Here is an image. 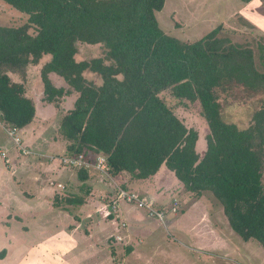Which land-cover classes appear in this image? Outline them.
<instances>
[{
	"label": "trees",
	"instance_id": "trees-1",
	"mask_svg": "<svg viewBox=\"0 0 264 264\" xmlns=\"http://www.w3.org/2000/svg\"><path fill=\"white\" fill-rule=\"evenodd\" d=\"M3 1L28 21L0 25V122L16 131L36 120L38 75L46 104L74 97L56 133L64 155H104L129 191L167 166L184 191L212 192L233 230L264 247V71L252 48L221 36L222 25L194 41L165 33L156 13L166 0ZM82 44L103 52L78 60ZM166 91L197 105L205 134ZM239 99L253 106L244 126L226 118Z\"/></svg>",
	"mask_w": 264,
	"mask_h": 264
},
{
	"label": "rangeland",
	"instance_id": "rangeland-1",
	"mask_svg": "<svg viewBox=\"0 0 264 264\" xmlns=\"http://www.w3.org/2000/svg\"><path fill=\"white\" fill-rule=\"evenodd\" d=\"M156 15L159 25L165 33L183 41L197 40L222 25L224 30L221 36H229L233 42L252 48L257 67L264 71V0H251L249 2H243L242 0H166L164 8L158 11ZM27 21V15L7 2L0 0L1 26L20 27ZM101 51L103 52V49H100L98 45L82 44L76 58L78 60L81 58L91 59L100 54ZM96 81L100 82L98 77ZM43 92L41 77L35 75L29 86V95L39 108L38 117L24 130L17 129L15 137L10 135L9 127L0 122V144L5 149L0 152V188L5 189L4 192H0V264H31L27 261L30 258L26 259L28 252L30 256H34L35 253L28 246L33 242L25 236L26 223L38 224L36 228L51 225L49 222H45L51 220L49 214L51 210L48 209V204H42L39 207L33 204L40 213L36 216L29 215L33 211L26 204L29 201L25 200L22 193L20 194V191H22L20 189L21 185L16 186L14 179L11 181L13 187L10 185V179L6 177L5 171L8 167L7 162L3 159L8 157L11 164L12 159L19 155L18 145L14 141L15 138L20 140L22 147L29 149L31 152V154H28L30 156L22 155V153L23 160L29 157L45 158L44 152L52 154L53 157L67 156L64 155L63 140H56V133L61 123L62 114L73 106L74 97H67L60 105L55 106L46 104L43 100ZM161 96L175 109V113L189 127H196L202 134H205V131L207 132L205 120L200 117L197 105L193 103L188 105L189 101H180L170 91L163 92ZM252 109V105H247L242 99H239L227 107L226 118L228 121L244 126V123L248 124L251 120ZM56 151H61L62 154L54 153ZM59 158L50 162H57L58 165L70 169H80L64 165ZM85 158L89 159L88 157ZM107 168L108 171L106 172L95 166L86 169L90 172L95 171L102 174L117 191L116 186L121 184L122 181L109 172V164ZM162 169L170 171L167 166H163ZM168 171L167 173H169ZM170 172L176 178V182H179L175 174L172 171ZM164 173V176L158 181L160 184L167 183L168 180L175 182L174 178L168 176L166 172ZM21 178L17 179V183ZM48 181L50 183L54 182L55 185V180L50 181V179H47V184ZM151 181L154 186L158 183L155 177ZM59 184L64 187L63 183L60 182ZM180 185L181 191L172 189L166 194L161 193L159 201L151 200L154 201V207L158 210L171 207L174 199L179 201L180 212H169L165 223L166 226H168V223L170 225L169 235L167 236L169 242L173 243L177 249L187 251V264H264V247L256 240H244L233 230L223 212L221 203L212 192L204 191L198 197L192 192L184 191L182 184ZM116 191L111 199L116 196ZM135 192L139 196L145 197L140 191L135 190ZM160 203H163L164 207L159 205ZM142 209H145L149 214L146 208L142 207ZM212 211L214 215H221L223 220L218 223V226H213L216 234H210V239L199 238L200 230L206 226L207 223L205 222H208L201 219V217L206 214L210 218V215L213 214ZM17 214H20V216L14 221L13 219ZM200 220L202 221L199 223ZM10 223L12 228L9 232L12 234L8 233ZM186 223L187 238L179 232L185 229V225L182 226L181 224ZM177 224L179 226H176ZM209 229L212 230V227L208 226L203 234L207 236V230ZM13 234L16 235V238H12ZM50 243L52 244V242Z\"/></svg>",
	"mask_w": 264,
	"mask_h": 264
},
{
	"label": "crops",
	"instance_id": "crops-1",
	"mask_svg": "<svg viewBox=\"0 0 264 264\" xmlns=\"http://www.w3.org/2000/svg\"><path fill=\"white\" fill-rule=\"evenodd\" d=\"M4 150L0 144V152ZM54 153L62 154L61 151ZM18 154L12 159L11 164L8 157H2L7 162L8 167L5 171L6 177L10 179V185L12 179L16 186L21 185L20 194L22 193L25 200L29 201L26 204L30 206V210H33L29 215L36 216L40 213L33 204L37 207L48 204V209L51 210L49 212L51 220L45 221L49 222L50 226L36 228L38 224L26 223L25 236L33 242V245L28 246L35 253L34 256H30L28 252L26 259L30 258L27 260L29 263L187 264V251L177 249L169 242L167 237L169 223L165 226L134 202L122 201L121 219L112 214L108 201L116 190L102 174L90 172L88 169H70L58 165L57 162H50L52 160L49 156L52 154L47 152L43 153L45 158L29 157L25 160L21 157L20 151ZM167 171L162 169L147 180L136 181L132 183L130 189L138 190L147 199L154 201H159L161 193L166 194L169 190L181 191V183L176 182V178ZM164 172L174 178L175 182L168 180L167 183L160 184L158 181L164 176ZM115 177H118L122 183L127 179L126 175ZM154 177L158 182L156 186L151 181ZM18 178L21 179L17 183ZM47 179L55 180V185L49 181L47 184ZM60 182L64 187L59 186ZM4 191L5 189L0 188V192ZM153 200L151 201L154 203ZM211 213L213 214L210 218L206 214L201 217L208 222H205L206 226L200 230L199 238L210 239V234H216L213 226H218L223 220L221 215H214L213 211ZM19 216L20 214H17L13 220L15 221ZM123 221L126 225H123ZM181 225H185V229L179 232L187 238V223ZM9 226L8 233L12 224L10 223ZM208 226L212 227V230H207L206 236L203 231ZM118 235L123 236V240L116 239ZM12 238H16V235L13 234Z\"/></svg>",
	"mask_w": 264,
	"mask_h": 264
},
{
	"label": "built area",
	"instance_id": "built-area-1",
	"mask_svg": "<svg viewBox=\"0 0 264 264\" xmlns=\"http://www.w3.org/2000/svg\"><path fill=\"white\" fill-rule=\"evenodd\" d=\"M11 136L15 137V131L10 130L9 131ZM17 144H21L20 140L18 138L14 139ZM23 154H31V152L28 149H25L24 147L20 146ZM50 160L58 159L59 157H53L49 156ZM61 162L64 165L73 167V168H88L91 166H95L99 169H101L103 172L108 171L107 165L108 162L105 158V156H97L96 158L90 160L85 158V156L80 155L79 157H73V156H63L59 158ZM90 160V161H89ZM110 172V170H109ZM54 184V182L52 183ZM59 186H62L59 184ZM117 191L116 196L113 199H109L108 201V207L111 209L112 214L118 219L122 218V214L120 211L121 203L122 201L127 202H134L137 204L140 208H146L149 211V214L151 216L156 217L158 220H160L165 226H166V217L169 212L176 213L180 212V203L177 199H174V202L172 203L171 207L168 209H161L158 210L154 207V203L147 199L146 197L139 196L135 191H129L126 188H124L121 184L117 185ZM123 225H126L125 221H123ZM116 239L123 240V236L118 235L116 236Z\"/></svg>",
	"mask_w": 264,
	"mask_h": 264
}]
</instances>
